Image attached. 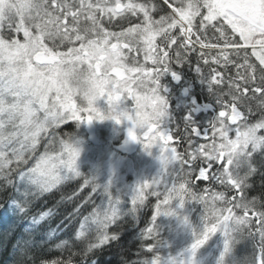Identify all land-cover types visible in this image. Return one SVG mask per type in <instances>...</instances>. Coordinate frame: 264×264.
<instances>
[{"label":"snow or ice","instance_id":"6c2138e0","mask_svg":"<svg viewBox=\"0 0 264 264\" xmlns=\"http://www.w3.org/2000/svg\"><path fill=\"white\" fill-rule=\"evenodd\" d=\"M167 7L171 13L161 16L155 20L151 13L155 11V5L146 3H136L134 0H89L87 7L90 11L84 14V19L95 23L104 21L111 24L116 17L127 19L129 16H137L142 13L143 19L140 24H136L126 30L116 33L105 30L103 41L96 40L89 43L87 47L80 49L81 54L77 56L79 64L87 65V89L82 94L87 100V111L90 113L86 120L105 119L106 115L99 112L95 107V102L101 97L105 98L114 110L118 103L127 101L128 96L135 101V106L116 115L119 121L122 117L131 120L134 128H129V135L132 139H140L146 148L150 149L159 144L161 148V160L163 168L158 178L165 176L178 175L177 164L182 171L183 166L190 161L178 157L175 148H168V141L171 139L169 133L175 123L166 120L169 111V104L165 98L166 89L161 85V77L166 74L173 76L176 73L170 67V60L167 51H160L153 57L156 51L154 41L157 35L167 37L168 42L177 43V38L171 36V30L179 29L181 47L191 48L195 51V44L206 47L199 39L195 42L191 40L192 31L195 26L196 18L199 17V27L204 31L211 26L216 28L218 22L221 27L218 31L223 35L224 27H228L234 35H238L241 43L226 39L221 53L229 47L235 53L245 52V67L251 71L245 77L232 84V99L228 104L217 99V103L228 111H219L217 116L209 121L206 128L199 127L191 113L185 118V128L191 127V132L196 137L201 134L206 137L212 131V143L201 145L190 153L192 162L201 160L204 165L199 170V176L207 179L205 169H211L214 165L219 166L217 172L211 174L212 179L221 185H225L234 190L237 195L231 199L225 197L223 193L214 194L213 201L220 200L226 206L213 209L211 215H206L208 226L206 231L193 244V249L204 244L209 236L217 230L224 232L228 239H232L234 226L241 222L256 225L257 233L262 243H264V205L261 210H257L256 201L245 199V181L237 176L233 165L243 157H248L254 153L257 147L264 148V117L255 123L249 122L252 115L248 104L253 100L259 101V106L264 111V0H179L176 3H168ZM53 7L63 8L62 5L53 4ZM74 23H79V12L75 9L70 14ZM67 22V17L65 18ZM7 35H4V32ZM43 29L33 26V30L16 29L15 26L7 29H0V97L12 93L15 98H20L23 105L24 118H10L7 113L0 116V193L5 197L4 204H0V222L6 218L7 212L21 211V214H28L31 210L33 201L44 193L50 192L62 179L60 175L61 166L71 169L77 157L78 149L70 141L63 142V148L55 154L41 156L34 164L31 159L35 151L36 133L39 120L37 113L40 108H44L51 113L48 105L50 94L54 96L52 107H59L63 110L61 115H56L58 120H63L65 116L73 119L82 120L79 115L81 109L77 108L73 97L81 90L74 83L72 75L67 71H60L58 65L64 63L63 59H58L59 54H54L47 47L49 36ZM143 38L146 44L145 59H152L154 67L145 69L144 67L127 68L123 65L122 49L128 45L120 43L112 44V40L120 41L128 39L130 43L138 38ZM6 42V43H5ZM253 50L252 55L259 60V71L262 73L257 76V66L248 63L247 49ZM259 51H256V50ZM182 57L176 54V62L181 63ZM207 62V61H205ZM227 63V60L225 61ZM219 63V60H217ZM103 67V73L100 69ZM48 69V72L42 69ZM197 72H201L199 65L196 66ZM122 72L130 75L124 77ZM115 73V77L111 74ZM135 74V75H132ZM201 79L210 86L212 83H220L216 76L211 81H206L203 76ZM131 85L139 89V93L132 90ZM121 93H124L121 95ZM243 108L244 111L240 109ZM111 114V113H109ZM230 123H225L229 120ZM217 124L219 127L217 128ZM235 125V128H233ZM178 127V126H177ZM136 128L141 129L138 137ZM235 133L233 139L229 133ZM219 137L220 143H216ZM189 144H192L189 139ZM77 176L80 174L77 172ZM161 179H153L151 183L144 181L140 183L132 197V203L138 205L146 199L145 192L152 185L159 186ZM164 199L156 206V216L161 212H170L172 201L178 200L181 204L185 201V194L188 189L184 183L173 182L171 187L168 183L164 184ZM149 195H159L153 191ZM196 199L197 197H193ZM202 199V198H200ZM15 205V206H13ZM230 205V206H228ZM163 206V211L161 210ZM238 210L240 213L237 215ZM251 213V215H249ZM50 215V212L39 213L38 217L33 216V222L38 224ZM116 212L113 206L107 210H93L89 215L83 217L80 222V229L89 223L90 220H97L102 225L103 230L96 237L95 243H88L87 248L82 252H71L69 259H58L55 261H44L42 264H74L73 256L88 258L89 253H94L97 246H103L113 239V235L107 234V227L115 220ZM155 225V217L152 218ZM151 232V229L149 230ZM84 232L79 230L77 237H83ZM67 246V242L57 247ZM227 247V244H226ZM95 264V261H92ZM147 264H169V261L162 262L160 256L149 259ZM171 264H181L179 257L174 258Z\"/></svg>","mask_w":264,"mask_h":264},{"label":"rangeland","instance_id":"374dc122","mask_svg":"<svg viewBox=\"0 0 264 264\" xmlns=\"http://www.w3.org/2000/svg\"><path fill=\"white\" fill-rule=\"evenodd\" d=\"M122 2H125V0H122ZM88 3L89 0H73L72 2L70 0H67L64 3L65 6L61 9L58 7H53V4L58 5L57 3H55V0H0V29H7L9 27L15 26L16 29L27 30L28 32H31L33 30V26H35L37 28L43 29L45 34L50 33L51 35L49 36L47 47L51 49L54 54H59L58 59L64 60L63 64L56 67H58L60 71L70 72L72 75V80L75 83L79 77L87 76V65L79 64L77 62V56L81 54L80 49L82 47H87L92 41H103V32L105 30L119 33L129 27H132V25H130L127 28L116 30L111 28V24L104 25V27L99 26V21H97L98 24L94 25H92L93 23L88 21L86 23L84 14L90 11L87 7ZM74 9L79 12V23L81 24L82 22L84 34H80L78 32V29H75V23L71 19L70 14ZM38 13H41L43 15L45 13L44 17L49 19L47 21L44 20L41 23H33V20L36 18ZM151 15L155 20L160 19V17H155L153 13H151ZM66 17L67 22L65 19ZM142 19L143 15L140 16V21L136 24H140L142 22ZM199 21L200 18L197 17L195 26L192 29V31H195L196 35L192 36L191 40L195 42L197 39H199L202 44L206 45V47H201L200 44H195L200 48V57H202L201 55H203V53L205 52V55H208L207 52L216 51L219 52V54H213L212 56H217V58L218 55L222 58H224L225 56L229 58L232 55L245 54V52L243 51L237 54L231 50V47L221 53L220 49L223 48L224 45L208 44V42L205 41L198 33L199 31H203V29L199 27ZM213 23L216 24V28L214 30L218 31L221 25L218 22ZM68 26L70 27L69 30H67ZM214 30L211 26H209V29L207 31H203V33L206 35V37H209L207 33L214 32ZM171 31H174V29ZM3 34L7 35V32L5 31ZM223 35L227 39L230 38L236 43H241L239 36L234 35L232 31L226 26L223 29ZM159 38H161V36L157 35L154 41L156 51L152 53L153 57L158 55V53L160 52V48H158V46H161V44L158 43L160 40ZM116 43L128 45V47H124L122 49V55L124 57L122 63L125 67H144L145 69H151L154 67L152 59H145L144 49L146 47V44L142 37L134 40L132 43H130L128 39H122L119 42L116 40H112L113 45H115ZM256 51L259 50L257 49ZM252 52L253 50L251 48L247 49L248 62H252L259 68V60L256 56L252 55ZM213 62L216 64V60H214ZM42 71L48 72V69H42ZM193 71L194 70L192 69L191 72ZM100 72L103 73V67L100 69ZM226 73L227 75H225L224 72H218L213 76L221 78H223L224 76L226 78L231 77V72ZM122 75L124 77H128L130 74L128 72H122ZM111 76L115 77V73H112ZM219 81L220 84H217L215 82L212 83V92L216 93L215 91H217L218 89L220 93H224L226 97L229 96V98L227 99H232V83L227 84V82H229V79L223 80L222 82L221 80ZM206 86L208 91L211 90L207 83ZM192 87L194 88V84L192 85ZM131 88L133 91L139 93V89H137L135 85H131ZM185 88L188 92L185 93V95L184 88L181 89L178 93L175 92L173 96L169 94L171 92L165 93L166 100L168 97L171 98L169 99L170 103L167 101L170 107L165 119L170 120V118L173 117L174 112L177 113V110L179 109L184 110V118H186V115L188 113H191L193 118L198 115L202 118V120L195 123L201 128L209 127V121L213 120L217 116V111L214 105L212 104V102H207L206 105L211 106L214 111L209 113V115L211 116L210 118L202 117L203 114L201 112L203 110H211H209V107L207 106L202 108V102L197 101V98L189 92V88L187 86ZM123 94L124 93H121V95ZM181 98H183L182 101ZM0 99H4L9 105L17 101H19V103L23 105L21 99L15 98L12 93H8L7 96L0 97ZM73 100L77 108L81 109L79 115L82 120L73 119L71 118V116H65L63 120H58L59 117L56 115V113L59 112L62 115L63 110L59 107H52L54 96H52L51 94L48 101V105L52 109L51 113L47 112L44 108L39 109L37 113L39 124L38 128L35 130V151L30 163L34 164L35 161L38 160L41 156L45 155V153L55 154L60 152L63 148V142L71 141L74 147L78 149L79 154L77 155L71 169L67 168L66 166H61L60 175L62 179L60 183L65 181L66 179L71 178H82L83 180L86 179L85 186H92L95 196L98 194V196L101 198V200H99L98 206L94 210H107L110 206H113L116 212L115 218L121 217L122 214L126 212L129 213V211H136L137 206L143 204L144 201H146L144 200L143 203H138L137 206L132 203V197L134 192L136 191L137 186L144 181H149L151 183L153 179H161L158 178V176L161 173L164 165L163 161L160 158L161 148L159 144L154 145L152 148L148 149L139 139L138 147L134 153L123 154L120 150H118V146L122 144L119 143L123 140L126 133L127 118L122 117L118 121L115 116L120 115L121 112L129 108H133L135 106V101H133L131 99V95H129L127 101L118 103L114 110L108 104L107 100L103 97L95 102L96 109L106 115L105 119L92 120L95 126V135L97 140L99 139L98 136H100L101 140L103 141L102 144L97 145L98 142L95 143L89 139L86 128L82 129L84 119L90 114L87 111V100L83 97L82 93L75 95L73 97ZM171 102L174 103L171 104ZM2 108L3 105H0V109ZM221 110L228 111V109H224L222 106L218 111ZM240 110L244 111L243 108H241ZM12 111L13 110L11 108L8 109V113H11ZM4 114L5 112L0 111V116H4ZM66 122H69L68 126ZM225 123H230V117L229 120L225 121ZM62 125L65 126L60 127ZM197 125H193V127ZM191 127L192 126H190V128ZM218 127L219 124H217V128ZM233 128H235V125H233ZM58 129L61 130V133L58 131ZM135 131L139 137L142 130L136 128ZM169 134L171 136V133ZM229 135L233 139L235 138L234 131L230 132ZM211 137L212 131L210 130V128L206 137L203 135V133L200 137H196L195 134L191 132L190 139L192 141V144H189L188 142L187 145L185 144L184 148L179 149L174 137L168 141L167 147L175 148L177 156L189 160L190 162L188 164H190L192 163L190 153H192L195 148H198L201 145L211 144ZM216 143H220L219 137H217ZM246 158L245 161L247 160ZM197 161L200 162L199 167L204 166L201 163L200 159H197L195 162ZM235 163L238 164L239 160H237ZM185 167L186 166L184 165L182 170H184ZM234 167L235 165H233V168ZM188 168L190 167L187 166L186 169ZM177 171L179 173L178 175L173 174V176H165L161 179L159 186L152 185V187L147 189L145 192L146 198L151 197L150 201L153 202V205H155L153 213V217H155V225L153 226V228H156L159 232H162L164 226L166 227L167 225H169V227H171V229L169 228L171 231L169 236L175 237L174 239L169 240L170 244L166 247L165 254L168 258L170 256L174 257V255V258L179 257L181 260V264H221L220 262L225 259L226 254L229 253L230 256V247L228 246V243L231 246L232 239H228L224 235L223 231L217 230V232L209 236L204 244L200 245L198 248L193 249L192 246L198 239L196 238L197 235L195 234L197 232L206 231L208 226L203 225L202 227L201 224L196 223L197 218H192V212L197 211V208L192 209L191 213H189L186 209V207L188 206L184 205L185 202L181 204L177 203V200H174L172 201L174 204L171 203L170 205V212H161L159 216H156V206L160 203V200L162 199V197L164 198L166 194L164 184L168 183V186L171 187V184L173 182L179 185V181H181V183L187 185L185 182L186 180L182 179L184 171L183 173L179 172L181 170L178 164ZM77 172L80 174L79 176L76 175ZM205 172L206 176L208 177L209 175H211L209 173L213 172V168L205 169ZM197 177H200L198 172ZM153 191L159 193V195L157 196L148 194ZM187 194L188 192L185 194L184 198L188 196ZM161 210L163 211V206H161ZM162 219L163 221H161ZM88 224L92 229L102 226L97 220H90ZM84 226L82 227V229L84 228ZM202 234L199 235V238L202 237ZM188 235H190V237ZM167 248L176 249L178 253L174 251H171L172 253H170L167 251ZM216 248H218V251L216 250Z\"/></svg>","mask_w":264,"mask_h":264},{"label":"trees","instance_id":"16d2710c","mask_svg":"<svg viewBox=\"0 0 264 264\" xmlns=\"http://www.w3.org/2000/svg\"><path fill=\"white\" fill-rule=\"evenodd\" d=\"M66 1L55 0V3L64 7ZM70 1L72 2L73 0ZM134 1L149 5L156 4L153 0ZM44 15L38 13L33 23L37 24L44 20L47 21L49 18L44 17ZM127 19H119L121 23L119 22L117 25L119 28L116 29L121 30L130 26L131 24L127 23ZM94 24L98 23L96 22L92 25ZM79 25L75 23L74 26L76 28H74L78 29L80 34H84L82 22ZM203 31L197 32L208 44L224 45V41L227 39L216 30L207 33L209 37H206ZM193 32L195 33V31ZM169 49V44H167L164 46V50L161 51L169 52ZM205 53L201 55L202 57L197 58L196 56L192 57L188 53L182 54L181 63L176 62V56L169 57L171 58L170 67L181 72H188L190 69H193V72H197L196 66L199 65L201 72L196 73V78L193 76L187 77L192 80L196 87L200 88L194 87V90L199 92V100L202 102L201 107L207 106L209 110L214 111L211 106L206 105L207 102H212L218 114L221 106L216 102L217 99L222 100L224 104H228L231 99H227L229 96L226 97L218 89L215 91L217 94L208 91L204 86L206 83L201 79V76L206 81H211L215 73L224 72L227 75L226 72H231V77L229 78L225 76L216 78L221 80V82L229 79L227 84H233L241 77L247 76L251 70L245 67V54L232 55L229 58L226 56L222 58L218 55L217 58V56H212L213 54H219L217 51L207 52L208 55H205ZM214 60H216V64L213 62ZM217 60H219V63H217ZM226 60L227 63L225 62ZM250 64L253 63L251 62ZM260 75L262 73H260L257 66V76L259 77ZM199 84H201V87ZM248 107L252 110V115L249 116L250 123H255L264 117V111L259 106L258 100H253L248 104ZM174 116L177 117L178 115L174 114ZM176 128L177 125L175 126ZM58 131L61 133V130L58 129ZM245 158L242 156L238 159L239 163L234 164V170L237 176L243 178L246 182L245 199L248 201L255 200V206L259 211L261 206L264 205V148H255L254 153H250L246 161ZM199 163L197 162L192 167L191 176L186 175L182 179L186 180V186L189 187V194L185 197L184 205L188 206L186 209L189 213L194 208L198 209L192 212V218H197L196 223L201 224L203 227V225H208L205 218L207 214L211 215L214 208L219 209L226 206L220 200L213 201L211 197L214 194L223 193L225 197L231 199L237 193L229 187L214 181L211 175L207 179L197 177L196 172ZM218 170L219 166L214 165L213 172ZM179 182L181 183V181ZM85 183L86 179L83 180L82 178L66 179L50 192L36 198L27 215L21 214V211L12 212L9 210L5 220L0 222V264H42L44 261L67 260L69 259L70 251L82 252L87 248L88 243H95L96 237L103 230L102 226L91 229L88 224L87 228L80 229L79 224L83 221L84 216L89 215L98 206L101 198L98 194L95 196L93 187L85 186ZM194 196L197 198L194 199ZM4 199L5 197L0 193V204H4ZM163 199L162 197L161 200ZM145 200L143 204L137 206L136 211L126 212L121 217L115 218L114 222L111 223L112 225H108L107 234L114 237L111 241L103 246L98 245L94 253L88 254L87 259L82 256H73L74 264H92L93 260L95 264H147L148 260L154 259L155 256H160L162 262L167 260L171 264L175 255L168 258L165 254V249L170 244L169 240L175 238L169 236L171 227L169 225L164 226L162 232L153 228L152 218L155 205L150 201L151 197H147ZM177 203L180 202L178 201ZM172 204L174 203L172 202ZM234 211L237 212V215L240 214L238 210L234 209ZM43 212H50V215L35 224L32 219L33 216L38 217V214ZM150 229L151 232H149ZM79 230L84 232L83 237H77ZM203 232L205 231L197 232L195 234L197 235L196 238H199V235ZM188 236L190 237V235ZM64 242H67V246L57 247V245H63ZM228 246L230 247V256L229 253L226 254L225 259L220 262L221 264H264V243L260 240L254 222L251 225L247 222L236 224L232 232L231 246L229 243ZM175 250L167 248L170 253H172L171 251L178 253ZM216 250L218 251V248Z\"/></svg>","mask_w":264,"mask_h":264},{"label":"flooded vegetation","instance_id":"af4514ba","mask_svg":"<svg viewBox=\"0 0 264 264\" xmlns=\"http://www.w3.org/2000/svg\"><path fill=\"white\" fill-rule=\"evenodd\" d=\"M154 2H156V4H154L155 5V11H153L152 13H153V15H155V17H161L162 15H165V16H167V15H169V13L171 12V9H169L168 7H167V4L165 3V0H153ZM152 3V2H151ZM168 3H176L177 4V6H178V3H179V1L178 0H168ZM140 16H142L141 14H139V15H137V16H129L128 17V19H127V23L128 24H131L132 26L134 25V24H136V23H138L139 21H140ZM119 19H121L120 17H116V18H114V20H113V22L111 23V28H113V29H116V28H119V27H117V25L119 24V22H120V20ZM86 23H87V21H86ZM99 26H101V27H104V25H108V23H106V22H104L103 20L102 21H99ZM121 23V22H120ZM126 23V24H127ZM103 24V25H102ZM69 26H68V28H67V30H69ZM66 30V29H65ZM64 30V31H65ZM116 30H118V29H116ZM170 35L171 36H174V37H176L177 38V43L176 44H172V43H170V42H168L167 44H169V47H170V49H169V52H168V56L169 57H175L176 56V54L177 53H179L180 54V56L182 55V54H186V53H188L189 55H192V57L193 56H196V58L197 57H200V53H199V47H197L196 45H194L195 46V51H192L191 50V48H189V49H184L183 47H181L180 45H182V43H183V40L181 39V33H180V30L177 28V29H174V31H171V33H170ZM160 40H159V44H161V46L159 47L158 46V48H160V51L161 50H164V46H166L167 44H166V41H167V37H165V36H161V38H159ZM166 50V49H165ZM172 51V52H171ZM174 55V56H173ZM137 57V56H136ZM139 57V56H138ZM169 60H171V58H169ZM172 70H173V68H172ZM175 73H176V75L175 76H173V75H171V74H166V75H164L163 77H162V80L160 81L161 82V85H163V87L166 89V92L167 93H169V92H171V93H169L171 96H173L174 94H175V92H179L181 89H185V91H184V95H185V93H188L187 92V90H186V86L189 88V92L191 93V94H193L196 98H197V101L198 102H201L200 100H199V92H198V90H194V88L192 87V85H193V83H192V80H190L188 77H194L195 76V78H196V73L197 72H191V69L188 71V72H181V71H177V70H173ZM184 71V70H183ZM188 76V77H187ZM186 82V83H185ZM199 86L201 87V84H199ZM205 87H206V89H207V86L206 85H204ZM194 87H196L195 85H194ZM196 88H198V87H196ZM198 89H200V88H198ZM209 91H212V90H209ZM179 97V96H178ZM184 97V96H183ZM176 98V97H175ZM180 98V97H179ZM169 99H171V98H167V101L169 102ZM182 99L183 98H181V101H182ZM170 103V102H169ZM174 102H171V104H173ZM213 104V103H212ZM214 105V104H213ZM180 106H183V105H180ZM178 112L176 113V112H174V114H176V115H178L177 117H175L174 115H173V117H171L170 118V120L173 122V123H175L174 124V126H171L172 127V132H171V138H174L175 137V139H176V142H177V144H178V147H179V149H182V148H184V146H185V144L187 145L188 144V142H189V139L191 138V128H190V126L186 129L185 128V123H184V121H185V118H184V116H183V114H184V110H177ZM212 111H206V110H203L201 113L203 114V116L202 117H208V118H210L211 116L209 115V113H211ZM87 118V117H86ZM86 118L84 119V123H83V126H82V129L83 128H86V126H85V121H86ZM194 121L195 122H200V120H202V118L200 117V116H198V115H196L194 118ZM70 121V120H69ZM67 123V126L69 125V122H66ZM178 126L176 129H175V126ZM192 127H193V125H192ZM195 127V126H194ZM170 135V134H169ZM138 136V135H137ZM99 137V139H98V143H97V145L98 144H102L103 143V141L101 140V137L100 136H98ZM126 137H127V132L125 133V135H124V138H123V140L119 143V144H121V143H123V142H125V140H126ZM137 142L139 143V139H137ZM97 147V146H96ZM197 162H199V161H197ZM197 162H192V163H190V164H186L185 166L187 167H190V168H188V169H186V167L184 168V170H182V171H179L180 173H183V171H184V173H183V175H182V178L184 177V176H186V175H192L191 173L193 172V170H192V167L197 163ZM218 165V164H217ZM216 165V166H217ZM198 166V165H197ZM199 168H201V167H199L198 166V168H197V172H198V174H199ZM212 168H214V166L212 167ZM199 169V170H198ZM196 172V173H197ZM209 174H211V173H209ZM187 187V189H188V194H189V187L188 186H186ZM187 194V195H188Z\"/></svg>","mask_w":264,"mask_h":264},{"label":"water","instance_id":"95a60500","mask_svg":"<svg viewBox=\"0 0 264 264\" xmlns=\"http://www.w3.org/2000/svg\"><path fill=\"white\" fill-rule=\"evenodd\" d=\"M126 123H127V129H126L127 137H126L125 142L118 146V150H120L122 153L132 154L136 151L138 142L136 139H132L129 135V128H133L132 121L127 119ZM86 131L89 135V139L92 142L97 143L98 140L95 135V126L92 121H88V120L86 121Z\"/></svg>","mask_w":264,"mask_h":264},{"label":"clouds","instance_id":"9594fccd","mask_svg":"<svg viewBox=\"0 0 264 264\" xmlns=\"http://www.w3.org/2000/svg\"><path fill=\"white\" fill-rule=\"evenodd\" d=\"M86 77L87 76H81L77 80L78 83L76 86L81 90V93H83L87 89ZM27 103L28 102L25 101V104L21 105L19 103V101H17L15 103L9 105V104H7V102L4 99H0V105H3V108L0 109V111L8 113V109L11 108L13 111L11 113H8L10 118H17L18 117L20 119H23L24 118V112L21 111V108H23Z\"/></svg>","mask_w":264,"mask_h":264}]
</instances>
